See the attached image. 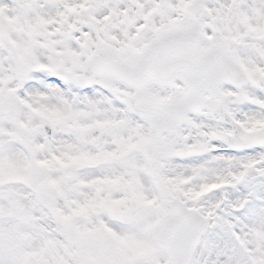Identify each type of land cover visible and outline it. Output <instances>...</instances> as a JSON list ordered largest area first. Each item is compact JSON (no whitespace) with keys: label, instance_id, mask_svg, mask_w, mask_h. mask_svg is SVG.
<instances>
[{"label":"snow or ice","instance_id":"obj_1","mask_svg":"<svg viewBox=\"0 0 264 264\" xmlns=\"http://www.w3.org/2000/svg\"><path fill=\"white\" fill-rule=\"evenodd\" d=\"M0 264H264V0H0Z\"/></svg>","mask_w":264,"mask_h":264}]
</instances>
